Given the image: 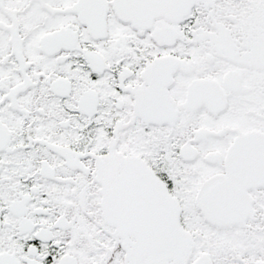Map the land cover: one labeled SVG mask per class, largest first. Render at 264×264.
I'll return each instance as SVG.
<instances>
[{"label":"snow or ice","instance_id":"1","mask_svg":"<svg viewBox=\"0 0 264 264\" xmlns=\"http://www.w3.org/2000/svg\"><path fill=\"white\" fill-rule=\"evenodd\" d=\"M0 264H264V0H0Z\"/></svg>","mask_w":264,"mask_h":264}]
</instances>
